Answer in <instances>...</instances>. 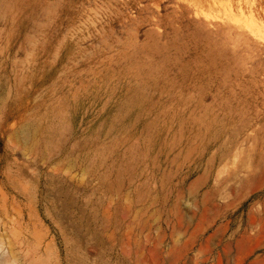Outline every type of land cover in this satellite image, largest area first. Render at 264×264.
<instances>
[{"label":"rangeland","instance_id":"rangeland-1","mask_svg":"<svg viewBox=\"0 0 264 264\" xmlns=\"http://www.w3.org/2000/svg\"><path fill=\"white\" fill-rule=\"evenodd\" d=\"M0 264H264V0H0Z\"/></svg>","mask_w":264,"mask_h":264}]
</instances>
